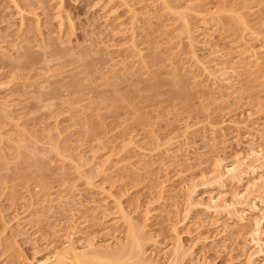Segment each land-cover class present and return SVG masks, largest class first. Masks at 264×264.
Here are the masks:
<instances>
[{
	"label": "rangeland",
	"instance_id": "374dc122",
	"mask_svg": "<svg viewBox=\"0 0 264 264\" xmlns=\"http://www.w3.org/2000/svg\"><path fill=\"white\" fill-rule=\"evenodd\" d=\"M263 22L264 0H0V264L55 253L70 223L79 247L134 227L145 260L180 242V264H249L251 224L186 212L184 189L245 187L213 166L263 143Z\"/></svg>",
	"mask_w": 264,
	"mask_h": 264
},
{
	"label": "bare ground",
	"instance_id": "6f19581e",
	"mask_svg": "<svg viewBox=\"0 0 264 264\" xmlns=\"http://www.w3.org/2000/svg\"><path fill=\"white\" fill-rule=\"evenodd\" d=\"M263 25L264 22L262 23V26ZM249 44L248 45L246 44L247 46L243 51V55L248 54L247 56L252 59H254L255 57L256 63L257 64L260 63L258 50H256L257 48L256 47L254 48L252 46V43L251 45ZM247 135L249 134L247 133ZM252 137L250 136L249 138ZM256 137L257 136H254V138H252L253 141H251V139L249 140V142L251 143H249L248 141H247L248 143L245 142V144L247 143L249 145L248 148L246 149L244 148L245 151L240 150L242 148L239 149L240 151L236 150L234 155H232L233 159L232 160L230 159V162L227 161L228 160L227 156L222 157V155H220L215 160L213 166V171H214L213 173L215 178L219 179L220 181L231 180V182L236 183L237 186L245 185L243 190L240 191L237 190L238 189L237 188L236 189L237 191H232V193L224 192V191L219 192V194L209 193L210 194L209 198L207 199L206 202H203L202 199L198 201V200H194L195 198H193V196L195 195L193 192L196 191V186H194L195 185L194 183H190L192 184V189L193 190L195 189L194 191L193 190L191 191L190 184L188 185L190 189L189 188L184 189V190H188L187 191L188 197H185L184 199L186 200L185 204L187 206V208L185 207V210H187L186 212H188V210H190L193 206L199 204L205 206L207 209L210 210L213 209L214 211H217L219 213L222 211H227L231 213L236 218H238L236 222H239L240 224H242V226L249 223L251 224L252 227L249 232V239L247 240V243L252 244L253 249L255 247V251L249 253L247 256L249 264H256V262L254 261L255 255L256 254L258 255L259 253H264V171L261 173L258 172L259 174L255 176L258 170L264 169V144H263L264 139L262 140L264 136L262 137L260 136L261 138L259 137V139L263 141L262 143L263 145L260 142L256 143L257 142ZM239 139L237 141V143L239 142L238 146H240V144L243 142V139H241L242 142H240L241 140ZM254 139L256 141L255 142L256 144L254 143ZM248 172H252V174L250 173L249 174L250 175L254 174V176H251V178L249 177L248 178L249 180H247L246 183L244 182V180L246 178V175H248ZM220 184L222 185L223 183ZM158 187H160V184ZM158 192H159V195L157 193L158 198L159 196L162 197L164 193V183H161V189L159 188ZM146 211L148 212L149 210ZM70 225H72L71 228H69L70 226L69 227L67 226L70 230L69 233L68 234L65 233L66 236H69L68 237L69 240L67 239L68 243L64 247L58 248V250L56 249L55 253H51L52 255L51 254L46 255V257L39 258L36 262H30L29 264H159V262L157 263L154 261H149L147 258L146 260H148L149 262L145 260L144 258L145 251L142 243V241L145 240L144 235L142 232L141 234L140 232L136 231L134 227L133 229L131 228L129 235H127L128 238L125 243L123 244L118 243L119 245L116 243L118 247L115 249H111L113 248L112 246L114 242L112 243V245L111 243H107L102 248H106V250L109 248L111 250L106 251L104 249L100 250L99 248L100 245L99 246L96 245L97 243L96 237L98 236H96L95 234H93L94 235L93 238L89 237L92 234L91 235L88 234V236H86L87 240H85L84 243L81 244V247L76 245V240L74 241L73 235L78 233V231L76 233L75 230L77 229V227L75 228L74 223L72 224L70 223ZM113 238H115V236ZM179 243L178 244L176 243L177 245H175V247L173 248L174 250L170 251L166 249V252L164 251L167 254L168 258L172 254V259L170 264L183 263L184 257L185 255H187L186 252H184V249L182 248L183 246L181 245V243L180 244ZM101 245L103 246L104 244ZM170 258L168 260H170Z\"/></svg>",
	"mask_w": 264,
	"mask_h": 264
}]
</instances>
